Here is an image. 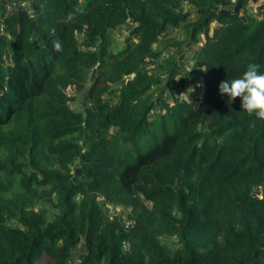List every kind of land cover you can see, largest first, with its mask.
Listing matches in <instances>:
<instances>
[{
    "label": "trees",
    "instance_id": "obj_1",
    "mask_svg": "<svg viewBox=\"0 0 264 264\" xmlns=\"http://www.w3.org/2000/svg\"><path fill=\"white\" fill-rule=\"evenodd\" d=\"M249 63L264 0H0V264H264V120L218 90Z\"/></svg>",
    "mask_w": 264,
    "mask_h": 264
},
{
    "label": "rangeland",
    "instance_id": "obj_2",
    "mask_svg": "<svg viewBox=\"0 0 264 264\" xmlns=\"http://www.w3.org/2000/svg\"><path fill=\"white\" fill-rule=\"evenodd\" d=\"M3 1V0H1ZM10 1V0H8ZM10 3V2H9ZM186 6V5H185ZM255 7V6H254ZM8 9V6H7ZM179 31V32H178ZM177 31V38L178 39H182L183 38V32L181 30ZM125 32L123 29H119L116 32H113L111 35L114 37L115 43L118 46L122 45V36ZM81 36H83L82 34H80ZM174 35V34H172ZM162 43L158 42L156 43L154 46L156 48L161 47ZM195 45V44H194ZM171 49H169L170 51ZM173 50V49H172ZM166 52V51H165ZM165 52L163 54V57H165ZM187 54H189L190 49L188 48L186 50ZM188 56H182V58H177V66L178 69H187L189 70V65H190V61L187 58ZM152 66V65H151ZM150 66V67H151ZM149 67V68H150ZM183 71V70H182ZM164 75V74H162ZM179 78V77H177ZM178 80V79H177ZM164 93V88H160V86L153 88L152 90L149 91V94L151 96L152 99H155L156 97H158L159 93ZM66 93L72 98L69 105L71 108L76 109L79 106L78 103V99H81V95H82V91H77L74 88L70 87L66 89ZM201 93H202V83L201 80L198 78L195 79H187L182 85L181 87L178 88L177 90V95H176V99H186L187 101H189L191 104H196V102L198 101V99L201 97ZM165 94H163L164 96ZM167 101H169V99H167ZM253 194L255 196H259V189H255V191L253 192ZM102 211L104 213V215L109 219L111 217H118L120 219V221L123 223L124 226H127L129 224V220L127 218V215L129 213L128 209L123 208L121 206H116V205H106L102 207ZM80 253L79 249H76L74 252V255L76 256L73 261L70 264H76L77 263V255Z\"/></svg>",
    "mask_w": 264,
    "mask_h": 264
},
{
    "label": "clouds",
    "instance_id": "obj_3",
    "mask_svg": "<svg viewBox=\"0 0 264 264\" xmlns=\"http://www.w3.org/2000/svg\"><path fill=\"white\" fill-rule=\"evenodd\" d=\"M54 47L59 50V43ZM259 69V64L249 63L240 77L222 80L218 90L221 96L227 95L229 102L239 97L241 109L249 116L264 120V72Z\"/></svg>",
    "mask_w": 264,
    "mask_h": 264
}]
</instances>
